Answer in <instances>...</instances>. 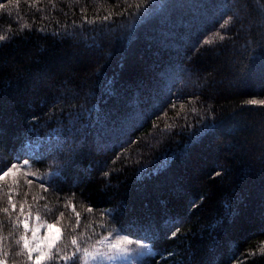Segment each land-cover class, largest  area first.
<instances>
[{"label": "trees", "instance_id": "16d2710c", "mask_svg": "<svg viewBox=\"0 0 264 264\" xmlns=\"http://www.w3.org/2000/svg\"><path fill=\"white\" fill-rule=\"evenodd\" d=\"M0 5V170L47 174H19L15 212L0 182V259L29 264L12 231L27 199L24 215L64 213L69 253L73 235L119 231L150 243L143 264H264L248 255L264 243V105L247 103L264 100V0Z\"/></svg>", "mask_w": 264, "mask_h": 264}, {"label": "snow or ice", "instance_id": "6c2138e0", "mask_svg": "<svg viewBox=\"0 0 264 264\" xmlns=\"http://www.w3.org/2000/svg\"><path fill=\"white\" fill-rule=\"evenodd\" d=\"M55 5H53L54 7ZM2 7V5H0ZM111 16H105L104 19H110ZM231 18L225 20L220 27L225 28L230 23ZM94 22V21H92ZM28 27L25 24L21 31L24 28ZM40 30V29H38ZM217 35H220L217 33ZM221 39L224 37L221 35ZM8 39L7 35L0 34V42ZM208 43V41H205ZM247 103L256 105H264V100H250ZM175 107V105H173ZM183 108V105L181 106ZM27 166V161L23 164L20 162H15L8 167L6 170H0V182L5 181V178H11L12 187L8 189V204L11 206L12 212L16 211L17 203L14 201V195H18V189L20 187L19 174L22 173L25 178L28 176H36L38 179L47 180V174L44 177H40L38 173L33 172L30 168L24 170ZM108 175V173H105ZM219 175V172L216 173ZM26 184L31 185L32 181L25 179ZM43 191L47 192L48 187H45L43 184L40 185ZM4 188L0 187V192H3ZM25 197L28 196V192H25ZM38 199H44L43 196L37 197L33 196V200L37 201ZM68 204L71 205L73 212H75V205L71 204V201H68ZM27 205V199L19 204L20 214L12 219V231H16L22 225L23 231L19 234L18 239L15 240V245L19 248V251L14 253L15 257H21L29 264H60L61 261L64 264H105L106 261H117L121 258H127L130 253V245L135 244L136 248H147L146 243L139 241H134L129 239L126 235H122L119 231L109 232V235L101 236L98 239L92 240L91 237L88 238V244L85 246L80 243L85 239L84 235L81 234L79 237L73 235L71 238L72 251L69 253L66 249L68 245L66 243H61L64 237V228L60 226L61 220L64 218V213L61 212L59 216L55 219V222L49 223L47 219H43L40 215V212L37 211L35 217L32 216L31 205H28L29 211L27 215H24L25 206ZM45 209H48V206H44ZM88 212H92L93 209L89 207ZM0 212L5 213L10 218H12L11 213L9 212L8 207L0 208ZM76 214V223L75 227L80 226V214ZM102 215H107L104 213ZM20 216H24L23 219H20ZM35 223H31V221ZM3 227V224L0 223V228ZM100 227H104L103 224ZM42 230H46L44 235H40ZM31 233L29 237L28 233ZM173 236L176 233H172ZM2 239V238H0ZM143 254V253H140ZM4 257H7L9 253L7 251L3 252ZM171 255V253H169ZM249 256L255 255H264V243H262L257 251H249ZM0 264H7L6 260L0 259Z\"/></svg>", "mask_w": 264, "mask_h": 264}, {"label": "rangeland", "instance_id": "374dc122", "mask_svg": "<svg viewBox=\"0 0 264 264\" xmlns=\"http://www.w3.org/2000/svg\"><path fill=\"white\" fill-rule=\"evenodd\" d=\"M46 230H42L40 235H44V232ZM122 234V233H121ZM124 235V234H122ZM31 236V233L29 232V237ZM129 239H132L134 241H139L142 243H146L148 245L147 248H136L135 244L130 245V255L127 258H121L117 261H106L105 264H143L146 262V258L152 254L150 243L146 242L143 239L135 238L132 236L126 235ZM143 253V254H140ZM90 264H94V262H90Z\"/></svg>", "mask_w": 264, "mask_h": 264}]
</instances>
